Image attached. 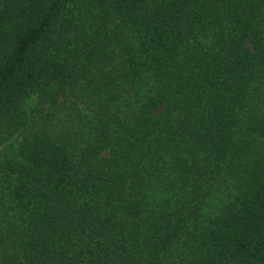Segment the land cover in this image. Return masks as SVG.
<instances>
[{
    "label": "trees",
    "instance_id": "1",
    "mask_svg": "<svg viewBox=\"0 0 264 264\" xmlns=\"http://www.w3.org/2000/svg\"><path fill=\"white\" fill-rule=\"evenodd\" d=\"M14 139L0 264H264V0H0Z\"/></svg>",
    "mask_w": 264,
    "mask_h": 264
},
{
    "label": "rangeland",
    "instance_id": "2",
    "mask_svg": "<svg viewBox=\"0 0 264 264\" xmlns=\"http://www.w3.org/2000/svg\"><path fill=\"white\" fill-rule=\"evenodd\" d=\"M37 104H38L37 96H32L27 100L25 104V108L26 110L31 111L36 107ZM16 142L17 140L14 139L12 142H7L2 144L0 146V151L3 150L6 146H8L6 153H8L10 156L17 155L16 153L17 146L12 147L13 145H11L13 143L15 144ZM214 191H215L213 193L214 199L212 201V204L209 206V210H207L208 212H217V209H220L227 201V189L225 184H219L218 186H216Z\"/></svg>",
    "mask_w": 264,
    "mask_h": 264
}]
</instances>
